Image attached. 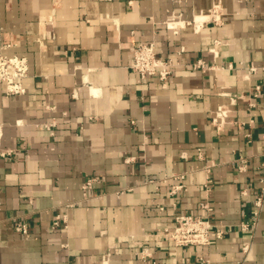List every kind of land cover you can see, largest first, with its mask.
Wrapping results in <instances>:
<instances>
[{"label": "crops", "instance_id": "obj_1", "mask_svg": "<svg viewBox=\"0 0 264 264\" xmlns=\"http://www.w3.org/2000/svg\"><path fill=\"white\" fill-rule=\"evenodd\" d=\"M218 1L0 0V52L30 63L25 94L0 83V264H264V202L242 228L262 185L264 0H221L216 23ZM147 42L175 63L166 84L131 68ZM179 213L209 218L211 243L163 235Z\"/></svg>", "mask_w": 264, "mask_h": 264}, {"label": "built area", "instance_id": "obj_2", "mask_svg": "<svg viewBox=\"0 0 264 264\" xmlns=\"http://www.w3.org/2000/svg\"><path fill=\"white\" fill-rule=\"evenodd\" d=\"M223 6L221 0L214 4L210 9L209 18L216 23H219L223 19ZM177 16L172 15L169 22L166 24L169 27H174L179 23H175ZM175 63L172 59L161 58L157 54L156 45L154 42L139 43L133 48V60L131 68L138 72L143 78L149 76H157L163 84L168 83L174 75ZM195 68H205V63L199 60L194 64ZM30 63L29 59L23 55H9L0 52V83L4 85L5 92L11 96L23 95L26 93V87L24 85V79L29 75ZM250 70H256V67H251ZM255 96L261 95V86L257 85ZM253 105V103H251ZM222 112V113H221ZM227 110H220L217 113V117H221V114L227 115ZM223 119V118H221ZM12 151H7L5 154H11ZM262 162L261 169L262 174L260 181L261 187L258 189L257 196L254 200V210L251 214L250 220L242 222L243 230H249V228L257 222L260 210L264 202V150L261 152ZM248 157L240 155L234 160L238 169L243 172L247 170ZM216 163L211 160L204 168L206 171L205 192L207 199L203 202V207L209 208L208 198L213 187V176L211 174L213 167ZM186 172L173 175L174 179H184ZM96 181L95 177H88L83 184L84 195H88V191L93 187ZM185 189V185L182 183L175 184L172 192L177 193ZM247 189L243 190V194H247ZM211 209V208H209ZM176 224L173 228H163L161 231L163 235L171 238L177 246H189V245H208L212 241V229L213 225L209 218L195 215L191 213H179L175 217ZM68 218L67 214L59 213L52 221L53 229L67 228ZM15 228L18 232L23 234H29L31 232L30 223L26 219H19L15 223ZM216 235L222 237L224 235L223 229H217ZM249 244L245 243L243 251H248ZM142 257H152V252L148 247L142 250ZM147 264H157L156 261ZM200 264H210V259L200 257ZM243 264V263H241Z\"/></svg>", "mask_w": 264, "mask_h": 264}]
</instances>
